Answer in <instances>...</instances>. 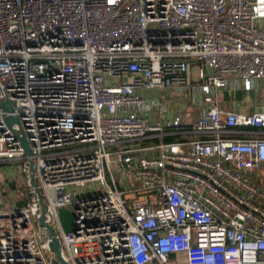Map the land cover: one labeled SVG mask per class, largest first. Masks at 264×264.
Instances as JSON below:
<instances>
[{
	"label": "built area",
	"instance_id": "2783aa9c",
	"mask_svg": "<svg viewBox=\"0 0 264 264\" xmlns=\"http://www.w3.org/2000/svg\"><path fill=\"white\" fill-rule=\"evenodd\" d=\"M262 82L264 0H0V264L55 260L31 175L65 264H264Z\"/></svg>",
	"mask_w": 264,
	"mask_h": 264
},
{
	"label": "rangeland",
	"instance_id": "374dc122",
	"mask_svg": "<svg viewBox=\"0 0 264 264\" xmlns=\"http://www.w3.org/2000/svg\"><path fill=\"white\" fill-rule=\"evenodd\" d=\"M191 78L193 80H195L196 74L194 73L193 76H191ZM144 96L147 98H157V99L163 100V98H164V96H166V94H165V91L150 90V91H145ZM238 97L243 98L241 92H237V97H235V98H238ZM246 97L248 99H252V97L249 94H246ZM243 99L248 100L246 98H243ZM257 99L264 100V89H262L261 92L260 91L258 92ZM173 100L176 103V104H173V102H172V104L174 105L173 108H175V109H183L184 108L185 109L186 107H188L190 112L195 111V109L191 105L190 99H188V93L185 92L183 95H177ZM221 100L223 101V97L221 98ZM189 105H191V106H189ZM173 111H175V110H173ZM15 175H16L15 169L7 168V171L5 169L0 170V187H4L5 189H8V190H9V188L13 187V185L16 183V180L14 179ZM113 175H114L116 181H120L121 188L124 191H126V193L124 195V199H126V200L134 199L135 195L127 192L129 190V188L132 187V185L127 182L128 172H125V171L117 172L115 170V168H113ZM252 178L255 182L261 183V181L264 178V167L257 169V170H254L252 173ZM69 189L73 192H76L77 194L79 192H81L83 196H85L86 193H89V191L86 189H76V188H69ZM17 197H16V199H17ZM17 204H18V206H22V202L18 199H17Z\"/></svg>",
	"mask_w": 264,
	"mask_h": 264
},
{
	"label": "water",
	"instance_id": "95a60500",
	"mask_svg": "<svg viewBox=\"0 0 264 264\" xmlns=\"http://www.w3.org/2000/svg\"><path fill=\"white\" fill-rule=\"evenodd\" d=\"M5 106H6V109L10 110V107H9L8 104H5ZM6 121H7L8 124H11L15 120L13 118H11V117H8L6 119ZM20 141H21V143H22V145H23V147L25 149L26 154L28 155L29 154V147H28V144H27V141H26L25 137L22 136L20 138ZM31 186L35 189V193H36L37 198L39 200V203H40V206H41V211H42L41 215H40V217L38 219V222H39V224L41 226L45 227L48 230L49 236L51 238L50 243H49V247L55 253V260H53V264H59V263L65 264L63 262L62 258H61L59 244H58V241L55 238V234H54V231H53L52 227L44 223L45 206H44V204H43V202L41 200V195H40V193H39V191L37 189V186H36V184H35V182L33 180V176L32 175H31ZM59 215H60V221H61L62 226L64 227V229L66 231H70V229H71L70 228V215L68 214V212L62 210V211H60Z\"/></svg>",
	"mask_w": 264,
	"mask_h": 264
},
{
	"label": "crops",
	"instance_id": "0c3cea01",
	"mask_svg": "<svg viewBox=\"0 0 264 264\" xmlns=\"http://www.w3.org/2000/svg\"><path fill=\"white\" fill-rule=\"evenodd\" d=\"M263 86V89H264V82H262L261 83ZM242 93V96H243V98H246V99H248L247 97H246V93H243V92H241ZM165 94H166V96H164V98H163V100H165L166 101V103H167V105L169 106V108L172 110H175V111H177V112H179V114L183 117V118H185V117H187V115H189V113H191V115H195L196 114V112L195 111H193V112H190L189 111V108L188 107H186L185 109L183 108V109H175V108H173L174 107V105L173 104H176L175 103V101L173 100L176 96H177V94H175V93H173V92H166L165 91ZM251 97H252V99H248L249 101H251V103H253V102H255V100H261V101H263L264 102V100H262V99H257V95H255V94H249ZM173 96V97H172ZM172 97V98H171ZM235 97H237V93H234V94H229L228 92H224L223 93V101L224 102H228L229 100H236L235 102H236V108L239 110H241V111H244L245 110V108L241 105H239V103H238V101H244V99L242 98V97H238V98H235ZM172 102H173V104H172ZM253 108V107H252ZM251 108V109H252ZM167 143V142H166ZM6 170V167H2V166H0V170ZM7 171V170H6ZM264 179V178H263ZM1 188H4V187H1ZM12 188V187H11ZM10 189V188H9Z\"/></svg>",
	"mask_w": 264,
	"mask_h": 264
},
{
	"label": "trees",
	"instance_id": "16d2710c",
	"mask_svg": "<svg viewBox=\"0 0 264 264\" xmlns=\"http://www.w3.org/2000/svg\"><path fill=\"white\" fill-rule=\"evenodd\" d=\"M175 140L174 138L172 139V141ZM261 184L264 186V179L261 181Z\"/></svg>",
	"mask_w": 264,
	"mask_h": 264
}]
</instances>
